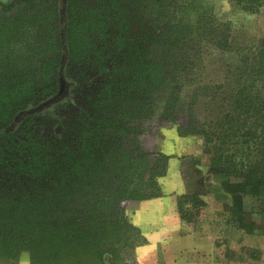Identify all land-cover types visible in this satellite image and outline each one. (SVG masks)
<instances>
[{
    "label": "trees",
    "instance_id": "16d2710c",
    "mask_svg": "<svg viewBox=\"0 0 264 264\" xmlns=\"http://www.w3.org/2000/svg\"><path fill=\"white\" fill-rule=\"evenodd\" d=\"M194 2L150 0L147 61L139 54L116 57L124 40L121 0H93L84 10L79 0H51V15L38 17L45 49L39 75L0 82V264L16 262L22 252L30 264H125V255L144 242L121 204L161 197L156 179L168 159L160 156L149 167L138 142L128 150L121 135L139 136L128 121L152 117L158 100L162 118L174 124L178 94L192 83L202 55L233 49L230 25L210 11L193 21L182 17ZM234 3L246 13L264 6V0ZM103 26L112 28L109 36ZM93 38L108 39L107 48ZM240 60L224 83L194 88V101L201 99L208 115L199 121L191 109L176 128L181 137L229 148L211 158L216 173H235L232 148L250 154L264 148V48L253 61L246 54ZM81 81L89 86L81 109L68 110L42 136L30 128L34 117L67 102ZM109 140L115 147L106 151ZM249 176L264 185V169ZM180 199L200 204L194 196Z\"/></svg>",
    "mask_w": 264,
    "mask_h": 264
},
{
    "label": "rangeland",
    "instance_id": "374dc122",
    "mask_svg": "<svg viewBox=\"0 0 264 264\" xmlns=\"http://www.w3.org/2000/svg\"><path fill=\"white\" fill-rule=\"evenodd\" d=\"M92 1L79 0L80 10H84V5L90 6ZM121 1L125 10L120 17L125 21L118 29L124 40L116 57L122 62L139 54L147 61L150 57V0ZM50 8L51 0H0V82L12 85L20 79L39 75L45 49L41 21L37 19L49 17ZM201 10L210 11L220 22L230 25L233 49H209L202 55L192 83L185 84L178 94L174 124L162 118L161 100L157 101L152 117L147 112L145 118L128 121L130 129L133 125L139 128L140 135H134L132 130L128 135H121L123 145L133 150L138 142L141 150L148 154L149 167L160 156L168 161L164 175L156 179L161 197L150 199V209H147L150 211V242L148 236L140 233L144 242L125 255V264H264V185H257L249 176L253 169L259 173L264 169V148L257 154L232 148L231 152L236 154L235 173H216L210 170L211 158L229 148L208 144L198 135L181 137L176 131L177 126L188 121L189 110L192 109L199 121L208 115L204 102L193 99L195 87L224 83L228 73L239 65L240 57L246 54L253 61L255 53L264 48V6L256 13H246L234 0H195L182 17L193 21ZM120 17L117 18L122 20ZM50 23L53 24L51 20ZM111 31L112 28L103 26L104 35L109 36ZM107 42L106 38L92 39L97 48L106 49ZM84 59L83 56L78 58V64L82 65ZM94 69L97 71L99 67ZM80 83L73 87L67 102L34 117L30 128L42 136L49 133L53 123L66 117L68 110L81 109L84 106L81 95L86 94L89 86ZM106 143L109 144L106 151L115 147L113 141ZM182 196H194L200 204L184 201L180 199ZM139 202L127 200L121 206L128 221L141 232L138 223L143 212ZM23 262L30 264L26 252L9 264Z\"/></svg>",
    "mask_w": 264,
    "mask_h": 264
},
{
    "label": "crops",
    "instance_id": "0c3cea01",
    "mask_svg": "<svg viewBox=\"0 0 264 264\" xmlns=\"http://www.w3.org/2000/svg\"><path fill=\"white\" fill-rule=\"evenodd\" d=\"M140 209L143 212V219L141 218L139 223H138V228L141 230V234L144 237H149V242H150V211L147 212V209H150V199L148 200H142L139 202ZM143 220V222H142ZM146 223V224H145ZM147 237V238H148ZM142 248H139L138 251L142 252ZM23 262L22 264H24Z\"/></svg>",
    "mask_w": 264,
    "mask_h": 264
}]
</instances>
